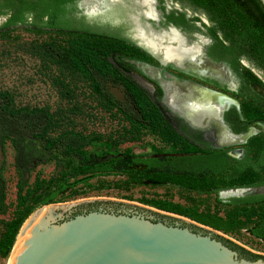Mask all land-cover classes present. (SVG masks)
<instances>
[{
  "label": "trees",
  "instance_id": "obj_1",
  "mask_svg": "<svg viewBox=\"0 0 264 264\" xmlns=\"http://www.w3.org/2000/svg\"><path fill=\"white\" fill-rule=\"evenodd\" d=\"M74 0H0V15H6L0 24V40L8 39L6 29L26 24L28 19L33 28H45L55 31L68 30L64 19L65 5ZM200 11L206 23H202L201 33L210 43L206 54L213 60L224 61L234 71H238L240 60H245L253 67L264 72V61L230 26V24L210 5L203 0H176ZM165 23H170L180 31L198 30L193 20L184 12L174 9L164 13ZM13 48L36 58L46 71L51 85L60 100L70 103L69 111L61 108L50 110L48 105H16L11 92L0 89V153L6 142L14 149V164L17 180L15 183V201L9 218L1 221L0 257L8 256L15 235L24 219L38 206L53 202L66 191L75 193L76 185L88 186V180L98 174L113 171L143 172L149 176L152 184L164 180L153 177L155 168L161 172L177 177L175 184L187 187L185 182H194V177L219 176L215 185L204 191H218L228 187H248L264 184V131L259 150L254 156L246 147L241 158L228 156L225 148H211L200 140H191L189 136L179 133L174 124L184 126L179 118L172 117L159 102L160 95H152L131 74V67L126 53L122 51L120 41L104 34L86 30L81 35L68 36L65 39L16 41ZM8 52L0 49V58ZM113 56V61L111 57ZM86 88L87 96L94 103L92 107L106 113L118 127L104 136L99 132H82L71 124L73 116L81 108L76 94ZM78 91V92H77ZM241 107L240 105V109ZM247 122L264 117H246ZM144 133L155 135L165 144H169L175 153H189L181 156H153L141 158L125 155L109 159L95 166L80 167L72 165L77 159L83 160L85 150L90 145L104 149L105 153H116L118 146L124 142L138 141ZM198 142L202 148L195 145ZM95 150L92 151V155ZM50 159L63 162L69 167V175L60 174L52 185L43 190L47 182L36 175L28 183L25 171L32 160L46 162ZM143 164V168L135 165ZM0 167V213L7 211L5 203V183ZM28 171V169H27ZM179 171V173H176ZM84 173L75 177L77 173ZM70 176V177H69ZM72 178V179H70ZM185 185V186H184ZM47 186V185H46ZM193 187V186H192ZM188 188V187H187ZM232 205H258L264 207V193L232 197L227 201ZM256 220L248 232L255 238L264 241V214L256 213Z\"/></svg>",
  "mask_w": 264,
  "mask_h": 264
},
{
  "label": "rangeland",
  "instance_id": "obj_2",
  "mask_svg": "<svg viewBox=\"0 0 264 264\" xmlns=\"http://www.w3.org/2000/svg\"><path fill=\"white\" fill-rule=\"evenodd\" d=\"M156 2V7L160 11L157 22L146 16L137 15V9L134 8L130 0H74L65 5L64 19L67 21L69 27L77 29L78 32L68 30L55 31L45 28L35 29L29 23V19L27 20L29 22L26 24L14 25L6 29L5 35H8L9 38L7 40L4 38L0 40V49H6L8 52L0 58V89H6L11 92L16 105H48L51 111L58 107L65 112L69 111L68 107L70 103L59 99L48 79L46 71L41 67V63L36 58L16 50L13 48V45L16 41L61 40L68 36L81 35V31L86 30L118 39L122 45V51L126 53V57L123 58L127 60L128 57H133L134 64L135 62H141L138 65L131 64L132 66L128 68V73L146 87L153 96L159 94V102L162 106L172 117L178 118L166 104L168 95L164 86L173 80H166L163 73L168 72L177 79H192V75L195 76L196 74L191 72L185 73L171 63L162 65L159 60L162 62L163 60L152 54L134 38L135 29L138 26L150 25L155 30L157 29V32L162 29L166 30L167 26L172 25L164 22L165 18L163 15L174 9L184 12L185 16L189 19L196 18L193 22L195 27L200 31L196 29L180 31L178 29L186 39V42H198L199 37L203 36L205 39L204 50L206 51L210 39L201 33L203 29L201 24L206 23V19L200 11L180 5L176 0H156ZM5 18L6 15H0V24ZM195 34H198V39H196ZM207 58L209 62L205 61L203 64L205 66L204 74H214L222 78L196 76L206 79L207 86L210 88L219 90L217 88L222 87L221 90L223 92L228 93L238 101V112L231 106L224 114L236 131L243 129L245 126H253L256 131L252 136L248 137L246 142L244 141L245 143L226 147L240 148L241 153H243L244 148L248 147L250 155L254 156L259 150L264 131V128L259 126L258 122L264 124V121L257 119L253 122H247L246 117H255L257 115L264 117V72L253 67L243 59L240 60L241 67H239V70L234 71L223 61H216L208 56ZM111 60L113 61V56ZM143 63H147L152 67ZM156 76H159V78ZM230 81L233 84V90L227 89ZM162 87L165 91V102L163 101L164 91ZM79 90L80 92L77 91L76 96L81 111L73 116L71 125L75 129L85 133L96 131L104 136L109 133H115L113 131L118 127L116 122L106 113L92 107L94 103L87 96L86 88ZM240 105L241 107L243 106V110L242 108L240 109ZM180 130L182 132L184 129L181 128ZM185 133L190 139L195 141H198L201 136L203 139L208 140L204 138L203 133L197 131L189 132L186 130ZM211 142L216 143L214 141ZM195 143L197 148H202L201 144ZM204 143L210 145L207 141ZM96 147V145L88 146L83 160L78 161L75 159L72 165L93 167L109 159L125 157L126 154L140 157L174 154L170 152L172 151L170 145L164 144L155 135L149 133H144L138 141L120 144L117 152L114 154L105 153L104 149H96ZM94 150L95 152L92 155L91 152ZM14 154L13 147L9 142H6L3 155L2 152L0 153V167H2L1 174L5 183V203L10 204H8L7 211L4 214L0 213V231L1 221L9 218L13 207L12 204L15 201L17 174L14 164ZM27 167L28 171L26 169L25 176H27L28 183H31L33 178L38 175L39 179L42 178L47 182V184L43 185V190L52 185L59 178L60 174L64 173V176L69 175V167L64 166L63 162L59 165L53 159L46 162L32 160ZM83 174L79 172L75 177H80ZM152 176L163 179L164 182L161 184L145 183L142 180L146 177L135 171L116 170L106 174H98L88 180L89 186H83L82 183L77 184L75 193L66 191L51 203L59 204L77 199L96 197L137 203L185 219L217 232L251 251L264 254V241L253 237L248 232V228L256 220V213L264 214V207L260 208L258 205L238 206L227 203L232 197L247 195L246 192L224 195L218 193L217 196H214L213 194L198 191V189L212 185L217 177L194 182L183 181L187 188L175 184L177 180L176 176L165 173H155ZM235 190L237 189H225L223 191ZM7 259L8 256L0 257V264H6Z\"/></svg>",
  "mask_w": 264,
  "mask_h": 264
},
{
  "label": "water",
  "instance_id": "obj_3",
  "mask_svg": "<svg viewBox=\"0 0 264 264\" xmlns=\"http://www.w3.org/2000/svg\"><path fill=\"white\" fill-rule=\"evenodd\" d=\"M203 1L264 61V0ZM6 264H264V254L180 217L96 197L36 207L19 228Z\"/></svg>",
  "mask_w": 264,
  "mask_h": 264
},
{
  "label": "bare ground",
  "instance_id": "obj_4",
  "mask_svg": "<svg viewBox=\"0 0 264 264\" xmlns=\"http://www.w3.org/2000/svg\"><path fill=\"white\" fill-rule=\"evenodd\" d=\"M130 2L137 9V15L146 16L156 22L159 20L158 12L155 9V0H130ZM154 30L150 25L138 26L135 29L134 38L163 62H172L184 69L191 66L195 71L204 73V57L206 58L204 38L200 37V44L197 42L187 44L182 34L172 26L166 30H158V32ZM133 62L131 61V63ZM139 63L141 62H135L137 65ZM178 83L173 80L165 84L164 88L168 95L166 104L174 112L184 116L192 129L202 131L201 133L206 139L216 143L228 140L242 143L256 132L254 128H251L248 133L233 134L227 127L220 124L224 111L231 103L236 104L235 99L231 96L189 83ZM220 111H222L221 115ZM197 124L198 126H194ZM207 128L211 131L206 132ZM234 153H239V151Z\"/></svg>",
  "mask_w": 264,
  "mask_h": 264
},
{
  "label": "flooded vegetation",
  "instance_id": "obj_5",
  "mask_svg": "<svg viewBox=\"0 0 264 264\" xmlns=\"http://www.w3.org/2000/svg\"><path fill=\"white\" fill-rule=\"evenodd\" d=\"M155 9H156V11L160 14V11L157 9V7H156V5H157V2H156V0H155ZM152 27V26H151ZM169 27H171V26H167V28L166 29H168ZM153 28V27H152ZM157 30V29H156ZM162 30H165V29H162ZM180 33V32H179ZM184 37V36H183ZM195 37H196V39H198V34H195ZM201 37H203V36H201ZM204 38V37H203ZM191 43H193V42H191ZM198 44H200V37H199V40H198V42H197ZM187 44H190L189 42H187ZM204 53V52H203ZM205 55H207L206 54V51H205ZM206 58H207V56H206ZM205 57H204V60L205 61H208L207 59H206ZM159 60V59H158ZM130 61V60H129ZM128 61V62H129ZM133 61V60H132ZM159 62L162 64V65H164V64H166V63H171V64H173L175 67H177V68H179L180 70H182L183 72H191V73H193V74H196V75H198V76H215V77H217V78H222V77H219V76H217V75H214V74H208V75H205L204 73H200V72H197V71H195L191 66L190 67H188V69H184V68H182V67H178L177 65H175L174 63H172V62H161L160 60H159ZM209 62V61H208ZM224 62V61H223ZM129 63H131V62H129ZM226 63V62H225ZM131 64H133V65H135L134 63H131ZM143 64H146V65H149V64H147V63H143ZM211 64V63H210ZM227 64V63H226ZM213 65V64H212ZM228 65V64H227ZM149 66H151V65H149ZM152 67V66H151ZM220 67H222V66H220ZM230 67V66H229ZM224 68V67H223ZM225 69V68H224ZM142 70V69H141ZM143 71V70H142ZM158 71V70H157ZM144 72V71H143ZM226 72V71H225ZM145 73V72H144ZM146 74V73H145ZM157 75H158V72H157ZM193 76L192 75V79H189V80H194V81H197V82H199L200 84H202V85H205V86H207L208 84H207V81H206V79H202V78H198V76ZM149 76V75H148ZM163 76L166 78V80H175V81H177V83L178 82H180V83H189V84H191V85H196V84H193L192 82H189V81H186V80H182V79H184V78H181V79H177V78H175L173 75H171L170 73H168V72H164L163 73ZM150 77V76H149ZM157 78H159V76H156ZM146 82V81H145ZM148 83V82H147ZM149 84V83H148ZM179 84V83H178ZM177 84V85H178ZM142 85V84H141ZM160 85H161V82H160ZM143 86V85H142ZM162 86V85H161ZM196 86H198V85H196ZM144 87V86H143ZM198 87H200L201 88V86H198ZM215 87V86H214ZM144 88H146V87H144ZM203 89H208V90H212V91H220V92H222V93H225V94H227V95H229L228 93H226V92H223L221 89H222V87L220 88H217V89H219V90H216V89H213V88H210V87H206V88H204V87H202ZM147 89V88H146ZM162 89H163V91H164V88L162 87ZM227 89L228 90H233V84H232V82L230 81L229 82V84H228V87H227ZM229 96H231V95H229ZM232 97V96H231ZM164 98H165V91H164ZM233 99H235L234 97H232ZM236 100V99H235ZM163 101H164V99H163ZM233 105H236V104H234V103H231L230 105H229V107H228V109L226 110V111H228L229 109H230V107L231 106H233ZM167 106V105H166ZM168 107V106H167ZM234 107V106H233ZM169 108V107H168ZM170 109V108H169ZM234 109H235V107H234ZM173 113H175L176 115H178L179 117H181L184 121H182V119L181 118H179L180 120H181V123H182V125L184 126V128H182V129H184L182 132H181V127L179 126V125H176V124H174V127L176 128V130L179 132V133H181V134H184V135H187L186 133H185V131L186 130H188L189 132H193V131H197V132H199V133H201L202 131H199V130H195V129H192L191 128V126H190V124L187 122V120L185 119V117L184 116H182L181 114H179V113H176V112H174L172 109H170ZM226 111H224V113H223V115H222V123H220L221 125H223V126H225V127H227V129L231 132V133H233V134H240V133H248V131H249V129H251V128H254L253 126H245L243 129H241V130H239V131H236L233 127H232V125H231V123H230V121H229V119L228 118H226L225 116H224V114H225V112ZM235 111H237L238 112V109H235ZM189 125H187V124ZM192 124V123H191ZM227 124V125H226ZM258 124H259V126H261L262 128H264V124H260L259 122H258ZM194 126H198V124L197 125H194ZM228 126L230 127V129L228 128ZM201 127H203V126H201ZM209 128H207L205 131L206 132H210L211 130H208ZM225 131V130H224ZM229 131H227V132H229ZM229 132V133H230ZM196 133V132H195ZM188 136V135H187ZM200 136H201V134H200ZM252 136V135H251ZM190 138V137H189ZM205 138V137H204ZM159 139V138H158ZM248 139V138H247ZM246 139V140H247ZM192 140V139H191ZM201 142H209L210 143V145L209 144H207V143H205V144H207L209 147H211V148H216V149H218V148H225L226 149V151H225V153L227 154V151H229V150H232V151H230L231 152V154H233V156L232 155H229V154H227L228 156H231V157H234V158H241L242 156H243V154H244V149H243V153H241V150H240V148H227L226 146H229V145H238V144H243V143H245L246 142V140H245V142H242V143H238V142H232V141H230V140H228V141H223L222 143H214L213 144V142H211V141H209V139L208 140H205V139H203V137L201 136V138L199 139ZM195 141V140H194ZM162 142V141H161ZM165 144V143H164ZM169 145V144H168ZM236 151H239V153H234V152H236ZM170 152H172V153H174V154H169V155H160V156H172V157H175V156H181V155H190L189 153H175V152H173V150L172 151H170ZM140 157V156H139ZM149 157H153V156H149ZM141 158H145V157H141ZM135 167H138V168H143L144 167V165L143 164H139V165H135ZM153 170H155L156 172L155 173H164V172H161V168H155V169H153ZM138 173H140V174H143V176L144 177H146L145 179H143L142 181L143 182H145V183H151V181H150V179H149V176L148 175H146V173H143V172H138ZM176 173H179V171H176ZM106 174V173H105ZM84 175V174H83ZM213 177H217V179L215 180V182H213V184L212 185H215L216 183H218V180L220 179V177L219 176H215V175H213V176H201V175H198V176H196V177H194L195 179H196V181H198V180H202V179H210V178H213ZM92 178V177H91ZM90 178V179H91ZM80 184V183H79ZM152 184V183H151ZM161 184V183H160ZM84 186V185H83ZM88 186H89V184H88ZM211 186V185H210ZM76 187V186H75ZM207 187H205V188H203V189H198V191H200V192H202V193H209V194H213L214 196H217V194L218 193H220L221 195H224V194H234V193H241V192H246V194L247 195H250V194H259V193H264V184H261V185H257V186H248V187H228V188H224V189H220V190H218V191H211V192H205L204 190L206 189ZM225 189H237V190H235V191H223V190H225ZM245 196V195H244ZM258 239V238H257Z\"/></svg>",
  "mask_w": 264,
  "mask_h": 264
}]
</instances>
